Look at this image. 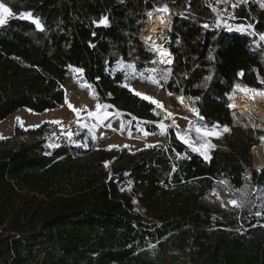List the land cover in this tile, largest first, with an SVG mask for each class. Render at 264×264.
<instances>
[{"label": "trees", "instance_id": "obj_1", "mask_svg": "<svg viewBox=\"0 0 264 264\" xmlns=\"http://www.w3.org/2000/svg\"><path fill=\"white\" fill-rule=\"evenodd\" d=\"M2 2L15 14L31 12L43 30L21 18L0 26V124L24 109L65 107L70 69L81 68L99 103L132 120L131 129L142 123L156 133L154 105L114 68L122 61L154 69L160 57L170 66L168 93L197 100L204 126L229 131L205 159L173 129L162 148L71 143L48 153L44 140L24 142L16 126L0 137V264H264V211L238 216L205 204L220 181L243 187L254 157L264 165V127L235 114L264 124L256 112L264 108V45L218 26L202 0ZM159 6L176 14L158 36L164 55L145 43L148 15ZM236 17L264 35L258 3ZM242 86L262 91L260 101L239 94L232 103ZM125 182L131 192L120 188ZM253 186L264 187V171Z\"/></svg>", "mask_w": 264, "mask_h": 264}, {"label": "rangeland", "instance_id": "obj_2", "mask_svg": "<svg viewBox=\"0 0 264 264\" xmlns=\"http://www.w3.org/2000/svg\"><path fill=\"white\" fill-rule=\"evenodd\" d=\"M251 1L258 3L259 6L264 9V4L262 5L259 3L260 0ZM249 2L250 0H242L240 2H234V4L230 6H222L216 22L218 26L220 25V27L225 28L229 32L251 34L256 37L257 44L260 43L264 45V40L260 39L262 35H257L255 33L251 23L248 21H241L236 17L237 9L240 7L248 8ZM261 2L264 3V0H261ZM0 3L4 2L0 0ZM162 7L163 6H159L158 10L148 15L149 27L147 29L146 38L150 39V41L145 42L154 52L161 54L164 53L165 44L164 38L158 36L160 33L164 32V30H167L168 26H166L164 22L156 25L153 20L163 16V13L159 12V8ZM165 8L167 9V11H165L167 15L166 19L169 23L170 19L176 14L172 12L168 6L162 9L164 10ZM25 13L27 12H22L21 14H15L13 12V16L9 17L8 20L11 18H20ZM158 58L159 66L154 68L155 71H153V69L138 71L133 64H127L122 61L117 62L114 68L115 72H124V84L128 88H131L134 93L139 92L142 94L140 97L147 95L158 101V104L154 105L155 108L153 110L154 114L160 119L157 123L158 131L156 133H151L146 130L145 125L142 123H136V129H131L132 120L127 119L117 111H111L109 106L106 109L103 107L97 109L96 105L99 101H97L94 86L86 83L83 73H77L75 68H72L70 69L71 73L64 85L67 94V104L63 109L39 114L27 109L18 111L10 116L7 121L0 124V137L10 138V136L14 135L15 128L18 126L20 136L24 142H34L35 140L42 139L45 141L44 146L48 153H51L57 145L71 143L85 149L90 147H127L135 151L146 148L147 146L162 148L168 141L169 131L171 129L175 131L176 135L180 133L181 136L188 139L192 147H199L205 142L213 145V147L221 144V140L226 133L223 130L224 128L204 126L197 111L194 112L192 109L179 103L177 98L182 96H172L168 93L164 80L168 75L170 66L165 64L160 57ZM165 70H167V72L162 77L161 73L165 72ZM261 92L262 91H255L242 86L236 88L235 93L230 97L232 103L239 98V94L248 95L260 101ZM69 104L76 108L77 112H73ZM90 113L102 114L103 118L99 119L94 115H90ZM235 114L237 115V112ZM241 120L254 127H264V124L259 122L250 123L244 118ZM53 121H60V123H52ZM83 124H87L88 127H82ZM160 124L164 125L163 129L160 127ZM197 127L219 131L220 135L219 137L207 138V141H205V139L196 132ZM68 132L73 133L71 140H69L67 136ZM213 147L209 148L207 151L210 152ZM249 166L253 176L248 178V181L243 187L235 189L230 186L226 180L220 181L215 185L214 192L205 199V204L223 213L226 212L238 216L240 214L258 215L257 213L264 211V187L253 186V180L261 173V170H258V168L256 169L252 162H250ZM120 188L131 192V183H122ZM232 200H236L237 205H232L230 203ZM135 206L136 210L139 211L140 207L137 204Z\"/></svg>", "mask_w": 264, "mask_h": 264}, {"label": "snow or ice", "instance_id": "obj_3", "mask_svg": "<svg viewBox=\"0 0 264 264\" xmlns=\"http://www.w3.org/2000/svg\"><path fill=\"white\" fill-rule=\"evenodd\" d=\"M164 10L167 11L166 8ZM149 15H150V13H149ZM12 16H13V10L10 7L6 6L5 3H0V26L6 25L8 23V18L9 17H12ZM20 18L21 19H28L32 24H34L36 26L37 29L43 30V26L41 24V21L38 18H34L32 16V14H31V12H28V13L23 14ZM107 23H108L107 17H104L100 21V24L101 25H107ZM207 26L208 25H204V27H207ZM93 35H95V33H93ZM260 39L261 40H264V35H262L260 37ZM75 71L77 73H82L84 70L81 69V68H75ZM153 71H155V69H153ZM166 72H167V70H165V72L161 73V76L163 77ZM241 75H242V73H241ZM96 79L99 80V77H97ZM135 94L137 96H141L142 95L139 92H136ZM109 95H111V94H109ZM142 99L150 101L153 105H157L158 104V101L154 100L151 96L143 95L142 96ZM69 107L72 108L73 112H77V109L74 108L71 104H69ZM102 107L106 109L108 106L107 105H101L99 103L96 105V108L97 109H100ZM193 111L195 112L196 109L193 108ZM90 115H94V116H96L99 119H102L103 118L102 114H99V113H95V114L94 113H90ZM52 123H57L58 124V123H60V121H53ZM82 127L87 128L88 125L87 124H83ZM160 127L163 129L164 128V125L163 124H160ZM223 130L225 132L229 131V129L227 127H224ZM196 132L198 134H200L202 136V138L205 139V141H207V138L219 137V135H220V132L219 131H213V130H209V129H203V128H200V127H197L196 128ZM67 136H68L69 140H71L72 139V136H73V133L72 132H68L67 133ZM177 137L179 139H181L183 143H185L189 147H191L193 151L200 152L202 155L205 156V159L208 158L207 150L209 148L213 147V145L208 144L207 142H205L204 144L200 145L199 147H192V144L190 143V141L188 139H185L183 136H181L180 133H177ZM57 146H59V145H57ZM230 203L232 205H234V206L237 205V201L236 200H232V201H230ZM257 214H259V213H257Z\"/></svg>", "mask_w": 264, "mask_h": 264}, {"label": "bare ground", "instance_id": "obj_4", "mask_svg": "<svg viewBox=\"0 0 264 264\" xmlns=\"http://www.w3.org/2000/svg\"><path fill=\"white\" fill-rule=\"evenodd\" d=\"M163 8V7H162ZM162 8H159V12H162L163 13V16L161 17V18H158V19H154L153 20V22L156 24V25H158V24H162L163 22H164V20H165V18H166V13H165V10H163ZM147 44V43H146ZM178 99V101H179V103L180 104H182V105H184L185 107H188V108H190V109H192L193 110V108H195L196 109V111H197V107H196V103H195V99H190V98H185V97H178L177 98ZM183 106V107H184ZM256 112L259 114V115H261L262 117H264V110H262V109H260V108H257L256 109ZM262 119V118H261ZM263 140V139H262ZM262 142V147H263V150H264V142L263 141H261ZM253 157H254V148H253ZM253 163H254V166L256 167V169L258 168V170H261L263 167H264V165L263 166H257V164L255 163V157L253 158ZM254 167V168H255Z\"/></svg>", "mask_w": 264, "mask_h": 264}, {"label": "built area", "instance_id": "obj_5", "mask_svg": "<svg viewBox=\"0 0 264 264\" xmlns=\"http://www.w3.org/2000/svg\"><path fill=\"white\" fill-rule=\"evenodd\" d=\"M205 5L211 9L214 13L216 19L218 18V13L222 6H230L234 4V2H240L242 0H202Z\"/></svg>", "mask_w": 264, "mask_h": 264}, {"label": "water", "instance_id": "obj_6", "mask_svg": "<svg viewBox=\"0 0 264 264\" xmlns=\"http://www.w3.org/2000/svg\"><path fill=\"white\" fill-rule=\"evenodd\" d=\"M142 39H143V35H142ZM144 41H145V39H144ZM147 46H148V45H147ZM148 47H149V46H148ZM157 66H159V65H157ZM195 103H196V107H197V100H195ZM197 110H198V109H197ZM231 110H232L233 112H235V110H233L232 108H231ZM235 113H236V112H235ZM236 116H237L236 119H237V118H241V119L243 118V117L238 116V114H237ZM227 132H228V131H227ZM227 132H226V133H227ZM262 139H263L262 141L264 142V138H262ZM261 171H264V167L261 169Z\"/></svg>", "mask_w": 264, "mask_h": 264}, {"label": "crops", "instance_id": "obj_7", "mask_svg": "<svg viewBox=\"0 0 264 264\" xmlns=\"http://www.w3.org/2000/svg\"><path fill=\"white\" fill-rule=\"evenodd\" d=\"M257 1H258V0H257ZM259 3H260V4H262V5L264 4L263 2H261V0H260V2H259ZM66 96H67V94H66ZM66 104H67V103H66ZM63 108H64V107H63ZM63 108H62V109H63ZM147 147H151V146H147ZM201 155H202V154H201ZM207 155L209 156V152H208V151H207ZM202 157H203V158H205V156H204V155H202Z\"/></svg>", "mask_w": 264, "mask_h": 264}]
</instances>
